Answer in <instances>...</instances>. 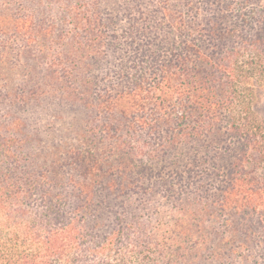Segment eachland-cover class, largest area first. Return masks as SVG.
<instances>
[{
    "label": "trees",
    "instance_id": "16d2710c",
    "mask_svg": "<svg viewBox=\"0 0 264 264\" xmlns=\"http://www.w3.org/2000/svg\"><path fill=\"white\" fill-rule=\"evenodd\" d=\"M0 264H264V0H0Z\"/></svg>",
    "mask_w": 264,
    "mask_h": 264
}]
</instances>
